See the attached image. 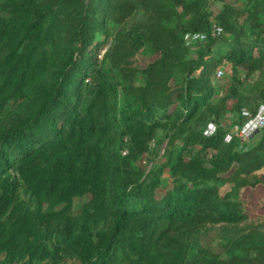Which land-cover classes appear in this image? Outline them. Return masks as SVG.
<instances>
[{
	"label": "trees",
	"instance_id": "obj_1",
	"mask_svg": "<svg viewBox=\"0 0 264 264\" xmlns=\"http://www.w3.org/2000/svg\"><path fill=\"white\" fill-rule=\"evenodd\" d=\"M261 106L264 0H0V264H264Z\"/></svg>",
	"mask_w": 264,
	"mask_h": 264
},
{
	"label": "rangeland",
	"instance_id": "obj_2",
	"mask_svg": "<svg viewBox=\"0 0 264 264\" xmlns=\"http://www.w3.org/2000/svg\"><path fill=\"white\" fill-rule=\"evenodd\" d=\"M150 60H151L150 58H147L144 56L140 57L139 59L140 67L146 66ZM226 73L228 72H225L224 70V75L220 76L219 80L218 79L215 80L216 85H219L220 84L219 82L222 80L227 81L229 74L226 76ZM169 144H170L169 138L164 139L163 141L159 143L152 144L151 156L149 158L150 164L148 166V169L151 168L153 164L160 166L165 162V155L168 151ZM163 179L166 181L165 188L166 189L171 188L172 179L170 178L168 169L164 171ZM158 193L162 194L163 192L162 190H160ZM244 198L247 199L246 211L249 215L251 216L258 215V216L264 217V187H259L255 190L248 189L244 193Z\"/></svg>",
	"mask_w": 264,
	"mask_h": 264
},
{
	"label": "built area",
	"instance_id": "obj_3",
	"mask_svg": "<svg viewBox=\"0 0 264 264\" xmlns=\"http://www.w3.org/2000/svg\"><path fill=\"white\" fill-rule=\"evenodd\" d=\"M222 75L221 72H218V78ZM244 116H248L247 113H244ZM264 128V106H261L258 114L249 119L248 123L238 132L237 129L233 133H237L242 141H246L250 138L253 133Z\"/></svg>",
	"mask_w": 264,
	"mask_h": 264
}]
</instances>
